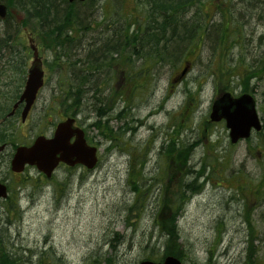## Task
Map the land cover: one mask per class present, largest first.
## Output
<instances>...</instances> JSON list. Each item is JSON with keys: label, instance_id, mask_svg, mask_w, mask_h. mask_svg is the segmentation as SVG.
I'll return each instance as SVG.
<instances>
[{"label": "rangeland", "instance_id": "rangeland-1", "mask_svg": "<svg viewBox=\"0 0 264 264\" xmlns=\"http://www.w3.org/2000/svg\"><path fill=\"white\" fill-rule=\"evenodd\" d=\"M202 1L203 5L197 8L198 11L193 8L187 16L188 19L195 15L200 25L207 24L205 28L210 32L207 38H203L199 49L191 52L184 50L183 58L174 67L164 65L152 70L144 90L143 87L136 88L135 97L128 105V118L121 122L115 119L109 121L113 130H117L125 121H128L129 127L136 128L135 132L126 134L124 145L110 153L106 151L108 143L100 139L98 131L87 130L93 114L86 104L77 120L86 131L88 143L98 148L99 163L96 168L91 172L84 168H59L48 183L31 168L15 178L19 184L28 180V186L25 190L17 189L19 185L16 188L12 186V195L20 199L22 217L18 224L7 230L10 252L25 256L27 252L22 249L51 248L57 257L62 258L61 264H86L89 255L96 251L100 253L96 256L99 264H106L111 257L115 264H138L144 260L148 247L158 241L151 224L156 209L152 202L157 198L158 187L162 186L153 180V175L160 172L157 150L161 145H166L170 136L175 138L172 130L178 126V145L202 142L194 147L190 157L192 170L199 171L202 163L211 162L214 156L218 157L224 151L231 160L223 170L220 165H213L212 169L206 167L201 181H208L203 191L189 200L177 219L179 242L187 256L184 264H193L194 260L198 264H243L250 240H253L252 246L257 250L258 263L264 264V194L261 199L260 196L256 197L252 183L243 189V194L238 190L239 186H244L243 178L247 177L254 183L261 178L264 171V130L261 131V139L253 133L250 139L228 149V132L224 123L209 121L210 106L217 95L222 91L238 95L243 92L239 84L245 82L255 99L256 110L264 126V14L253 9L248 0H226L224 6H220L218 0ZM139 8L138 0H101L94 5L86 4L81 9L86 16H82L83 19L87 21L94 19L102 22L107 19L109 25L115 20L121 26L134 10L133 15L138 16ZM21 15L17 10L11 12L14 21L20 19ZM226 24L227 36L221 40L220 34ZM2 25L0 22V32ZM32 27H22L20 33L26 47L27 38L30 37L38 49L45 86L24 123L18 117L7 119L2 124V129L7 127L11 132L10 126L13 127V137L20 145L29 144L40 135L49 137L53 124L65 119L63 110L58 106L59 76L56 68L48 67L53 64V52ZM101 30L102 27L96 28L91 31L92 34H88L87 30L84 37L86 43L88 41L98 46ZM30 64L31 58L25 60L26 69ZM12 65L16 63L2 58L0 86L7 98L14 91L13 85H17L11 82L16 78ZM135 65L129 75L132 78L130 83L126 84L123 77L120 88L123 89L122 86L126 84L124 88L130 90L136 83H142V76L133 80L132 74L136 77L139 75L140 61ZM183 69L188 71L187 76L180 83H172V79ZM246 73L249 75L245 76ZM188 90L194 94V102L189 104L193 108L187 111L188 116L185 117L183 110ZM6 101V98H2V105ZM169 133L172 134L168 136ZM92 139L100 141V144ZM7 142L9 147L0 160V177L2 174L9 176L7 158L14 148L10 141ZM210 145H214L211 150ZM132 154L147 159L139 183L149 199L142 219H131L133 227L126 221L125 213L133 201L131 187L127 183ZM163 182L166 183L165 179ZM153 183L156 185L153 186ZM244 196L249 197L248 200ZM245 205L249 208L254 232L252 237L247 233L249 227L244 218ZM1 210L0 207V228L5 223ZM112 245L116 249L115 256ZM92 259H95L94 254Z\"/></svg>", "mask_w": 264, "mask_h": 264}, {"label": "trees", "instance_id": "trees-1", "mask_svg": "<svg viewBox=\"0 0 264 264\" xmlns=\"http://www.w3.org/2000/svg\"><path fill=\"white\" fill-rule=\"evenodd\" d=\"M218 1L220 6L226 4V0ZM95 2L94 0L83 2L74 0L71 3L69 0H0V3L8 9L17 10L23 16L21 22L17 23L12 19L11 13L8 12L6 18L0 21L3 24L0 32V79L2 77L3 57L14 61L16 63V65H12L14 73H19L17 76L21 80L25 78L26 67L24 63L31 57V52L21 37L20 29L33 25L32 28L38 33V36L44 38H41L42 41L45 40L47 48L53 52V64L48 65V67L50 69L56 68L55 72L59 76L58 106L63 110L65 118H77L84 112L83 108L85 110L86 104L89 105L87 109L88 111L90 109L93 118L92 122L87 125V130L89 132L98 131L100 139L104 143H108L106 151L110 153L126 143L124 137L128 132H135L136 128L129 127L128 121L118 126L117 130H113L109 126V121L115 119L121 122L124 118H128L130 115L128 105L135 97L136 88L143 87L144 90L145 84L148 82L147 77L155 68L164 65L174 67L175 63L180 62L183 58L184 50L191 52L195 48L199 49L203 38H207L210 32L208 28H205L207 24L200 25V21L195 15L187 19L191 9L196 10L203 5L202 0H138L140 6L138 16L133 15L134 10V13L129 14L125 24L121 26L116 24L115 20H113V24L109 23L108 25L107 19H103L102 22H96L94 19L91 21L83 19L82 16H85V13L81 8L86 4L94 5ZM247 3L253 9L260 10L264 14V0H248ZM83 20L85 21L83 22ZM105 20L107 23L104 24ZM227 24L221 31V40L227 36ZM100 27L103 30L99 34L98 46L96 43L90 44L88 41L86 43L84 37L87 30L88 34H92V30L100 29ZM138 61H140L139 75L136 77L135 74H132V77L136 81L142 76V83L139 85L136 83L130 90L125 89L124 86L130 83L132 79L129 75L135 69V63ZM248 75L249 73L245 74V76ZM123 77L126 84L122 86V89L120 88V81L124 79ZM239 86H242V93L251 92L245 82ZM19 92L16 87L7 98L6 92L2 93L0 86V119L4 118L10 111V107L17 99ZM2 98L7 99L5 105H2ZM192 102H194V94L188 90L183 110L185 117L188 116L187 111L193 108L189 105ZM121 104L125 108H121ZM10 128L12 132L7 127L0 129V142L10 141L12 147L15 148L21 143L13 137V127L10 126ZM178 131L177 126L176 129L172 130L175 138L170 136L166 145H161L160 149L157 150V155L160 157V166L158 167L160 174L153 175V180L162 186L158 187L157 198L152 202L155 203L156 209L151 218V224L152 229L156 231L158 241L148 247L144 260L157 262L166 256H173L183 264L185 263L187 256L179 242L177 219L189 200L203 191L205 182L208 181L207 179L201 181L206 167L210 166L212 169L214 166L220 165L223 170L231 161L230 157L225 156L224 151L218 157L214 156L211 162L202 163L199 171L192 170L189 164L190 157L194 147L202 142L178 145L176 139ZM172 133H169L168 136ZM203 133L205 134V132ZM257 135L261 139L262 133ZM93 141L100 144V141ZM121 141L123 142L121 143ZM262 144L264 147V139ZM213 146L210 145L209 149H213ZM234 146L228 142V149H232ZM214 149L216 148L214 147ZM214 152L216 151L214 150ZM146 162L145 157L140 159L137 155H130L127 183L131 187L133 201L125 213L126 221L131 224V227H133L131 219L140 221L146 213L148 205L149 199L146 191L142 189L143 187L139 183L143 178ZM162 179L163 181L165 179L166 183ZM150 180L144 179L145 182H151ZM27 181L23 180L18 184L17 189L25 190L28 186ZM243 181L244 186L238 187L241 194H243V189L252 183L255 190L254 195L262 198L264 194V171L261 178L255 183L247 177L243 178ZM154 185L156 184L153 183ZM233 190L238 193L236 188ZM16 198L17 196L8 197L4 202H0L1 211L5 217V223L0 228V264H61L62 258L57 257L51 248L45 250L22 249L23 252H27L25 256L9 251L10 242L8 241L7 230L10 226L18 224L22 217ZM248 198L245 197L247 200ZM248 209V206L245 205L244 218L249 227L248 236L252 237L254 232L251 228L252 223ZM247 243L243 264H261L258 263L257 250L252 246L253 240ZM111 248L115 256V246L112 245ZM92 254H94L95 259H92ZM99 255L100 253L97 251L91 253L86 264H99L98 259H96V256ZM106 264H115L114 258L107 259ZM193 264H198V262L194 260ZM204 264H209V262Z\"/></svg>", "mask_w": 264, "mask_h": 264}, {"label": "water", "instance_id": "water-1", "mask_svg": "<svg viewBox=\"0 0 264 264\" xmlns=\"http://www.w3.org/2000/svg\"><path fill=\"white\" fill-rule=\"evenodd\" d=\"M72 2L73 0H69ZM83 2L85 0H78ZM6 16V6L0 4V19ZM22 16L20 17V19ZM18 19V22L20 21ZM30 49L33 52V61L27 70V76L23 91L19 100L14 104L13 109L21 103L24 104L21 111V121L24 122L36 99L38 91L43 86L42 63L38 57L36 47L29 39ZM184 69L179 78L183 77ZM209 118L213 122L223 120L228 130V137L231 144H236L239 140L248 139L251 132H260L262 124L256 111V102L249 94H242L233 97L230 93H221L213 101ZM74 119L67 118L60 122L51 138L43 136L37 137L33 143L26 147L16 148L10 162L12 172H23L26 166L35 169L50 178L59 163L73 167L81 165L88 170H92L97 164V148L89 146L81 129L74 127ZM74 138L73 142L70 140ZM4 146H0V152ZM6 188L0 184V200L6 198ZM139 264H181L173 257L167 256L161 262L144 260Z\"/></svg>", "mask_w": 264, "mask_h": 264}, {"label": "flooded vegetation", "instance_id": "flooded-vegetation-1", "mask_svg": "<svg viewBox=\"0 0 264 264\" xmlns=\"http://www.w3.org/2000/svg\"><path fill=\"white\" fill-rule=\"evenodd\" d=\"M15 80H12L11 82H15V83H17V85H13V87H14V89L17 87V89H19V94H18V96H17V99L13 102V104H12V107H11V110L7 113V115L4 117V118H2V119H0V129H2V124L3 123H5L4 121L5 120H7V119H10V118H20V114H21V110H22V108H23V106H24V104L23 103H21V104H19L18 106H17V108H15V109H13V107H14V104L19 100V97H20V94H21V92H22V90H23V88H24V85H25V78L23 79V80H21L18 76H17V74L15 73ZM25 77H26V74H25ZM10 83V82H9ZM44 86H45V84H44ZM44 86H43V88H44ZM21 87V88H20ZM42 88V89H43ZM29 115H30V113H29ZM29 115H28V117H29ZM27 117V118H28ZM0 145H3L4 146V149L0 152V160H1V158L3 157V153L7 150V147H9V142H7V141H5V142H0ZM12 157H13V151H12V153L8 156V158H7V160H8V162H9V167H8V169H9V172L7 171V174H9V176L8 175H6V174H2V177H0V183L2 184V185H4L5 186V188H6V192H7V194H8V196L4 199V200H2V202H4L5 200H7V198L8 197H11V198H14V197H16V196H13L12 195V193H13V189H12V186L13 187H17V185L19 184V182L17 183L15 180V178L16 177H20V175L21 174H17V173H14V172H12L11 170H10V162H11V160H12ZM59 168H66L67 170H75V169H77V168H82L81 166H73V167H69V166H66V165H64V164H58V166L55 168V170H54V172H53V174H52V176H51V178L54 176V174L56 173V171L59 169ZM7 169V170H8ZM29 168H26L24 171L26 172L27 170H28ZM31 169H33V168H31ZM23 174V173H22ZM37 174L39 175V176H43L41 173H38L37 172ZM44 177V176H43ZM50 178V179H51ZM12 181H14L15 183H13V184H11L12 183ZM20 183H21V181H20ZM16 199H18V197L16 198Z\"/></svg>", "mask_w": 264, "mask_h": 264}, {"label": "bare ground", "instance_id": "bare-ground-1", "mask_svg": "<svg viewBox=\"0 0 264 264\" xmlns=\"http://www.w3.org/2000/svg\"><path fill=\"white\" fill-rule=\"evenodd\" d=\"M78 1V0H77ZM70 2V1H69ZM71 3V2H70Z\"/></svg>", "mask_w": 264, "mask_h": 264}]
</instances>
